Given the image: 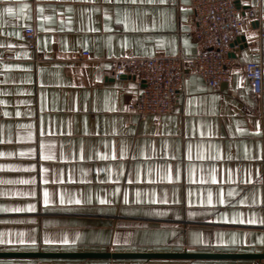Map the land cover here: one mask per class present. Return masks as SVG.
Returning <instances> with one entry per match:
<instances>
[{"label": "crops", "instance_id": "0c3cea01", "mask_svg": "<svg viewBox=\"0 0 264 264\" xmlns=\"http://www.w3.org/2000/svg\"><path fill=\"white\" fill-rule=\"evenodd\" d=\"M238 3L243 41L230 50L228 82L212 89L186 72L172 111L141 120L130 109L137 80L112 78L111 62L193 58L199 49L190 0H166V7L0 0V209H22L0 210V252L264 253V0ZM26 29L34 30V48ZM248 61L263 68L259 95L243 73ZM41 142L52 159H40ZM29 148L31 154L19 155ZM0 264L264 260L0 258Z\"/></svg>", "mask_w": 264, "mask_h": 264}, {"label": "built area", "instance_id": "2783aa9c", "mask_svg": "<svg viewBox=\"0 0 264 264\" xmlns=\"http://www.w3.org/2000/svg\"><path fill=\"white\" fill-rule=\"evenodd\" d=\"M194 14L192 37L198 45L193 58H121L111 62L114 79L134 78L139 93L130 109L141 119L172 111L186 72L199 76L216 89L229 80L230 44L241 32L244 19L237 14L233 0H190ZM34 30H24V38L34 48ZM87 57L88 53L81 54ZM243 73L253 93L262 92L263 68L259 61L243 64Z\"/></svg>", "mask_w": 264, "mask_h": 264}, {"label": "water", "instance_id": "95a60500", "mask_svg": "<svg viewBox=\"0 0 264 264\" xmlns=\"http://www.w3.org/2000/svg\"><path fill=\"white\" fill-rule=\"evenodd\" d=\"M239 9L238 0H233ZM236 38L230 47L238 45ZM240 48V46H239ZM0 258H76V259H211V260H264V253H62V252H0Z\"/></svg>", "mask_w": 264, "mask_h": 264}, {"label": "snow or ice", "instance_id": "6c2138e0", "mask_svg": "<svg viewBox=\"0 0 264 264\" xmlns=\"http://www.w3.org/2000/svg\"><path fill=\"white\" fill-rule=\"evenodd\" d=\"M112 2L115 3V4H117V5H120V4H125V5H153V4H156L159 7H166V0H112ZM23 7L24 8H27L28 6L27 5H23ZM96 10L98 11V9H96ZM4 11L7 12V13H9V14H11L13 10H12L11 7H6L4 9ZM144 15L147 16L148 13L145 12ZM106 19H107V17H106ZM117 23H120V21H117ZM154 26H155V22L153 21V27ZM5 115H9V114L8 113H5ZM16 115L17 116H20L22 114L20 112H17ZM20 127H31V126L30 125H20ZM257 131H259V129H257ZM41 135H43V133H41ZM27 138L28 139H32L31 132L28 133ZM45 147H46L45 144L43 142H41L40 143V159L41 160H49V159H52L53 157L51 156L50 151L48 153L45 152ZM121 152L123 154V149L121 150ZM31 153H32V149L29 148L27 153L20 152L19 155H25V154H31ZM9 155H11V153H9ZM97 157H99V153H97ZM60 158L62 160L64 159V152H63V150H61ZM89 158H91V157H89ZM254 158L259 159L260 157L257 156V157H254ZM40 171H41V182H46V181H44L43 174L47 171V169H45V168L42 167ZM174 175H175V179L177 181H179L181 179V174H180L179 167H177ZM161 178L163 179L164 177H161ZM167 178L168 179H172L173 177L172 176H168ZM212 179H213V182H215L216 177H212ZM19 182L20 183H29L30 181L21 180ZM25 194H27V193H25ZM229 195H231V193H229ZM73 202L74 203H77V204L80 203L79 200H75V201H73L71 199L69 200V203H73ZM44 203L46 205L48 204L47 192L44 193ZM60 203L61 204L64 203V199L63 198H61ZM125 203H127V200H125ZM208 203L209 204H212L213 203V201L211 199V193L209 194ZM219 203L223 204V203H225V201L221 199V200H219ZM253 203L254 204L255 203H258V201L256 199H254L253 200ZM0 210H4V211H21L22 209H18L17 208V209H0ZM28 210H32V207L29 206L28 207ZM255 222H256L255 220H249L248 221V223H255ZM23 235H24L23 233L20 234L21 238H23ZM21 242H23V239H21ZM33 243H34V241H33Z\"/></svg>", "mask_w": 264, "mask_h": 264}]
</instances>
